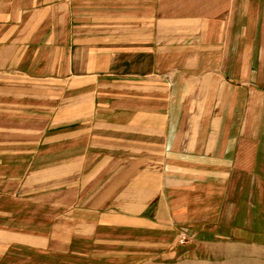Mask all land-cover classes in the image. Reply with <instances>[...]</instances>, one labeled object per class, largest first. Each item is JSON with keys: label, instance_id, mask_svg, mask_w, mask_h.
I'll return each instance as SVG.
<instances>
[{"label": "crops", "instance_id": "obj_1", "mask_svg": "<svg viewBox=\"0 0 264 264\" xmlns=\"http://www.w3.org/2000/svg\"><path fill=\"white\" fill-rule=\"evenodd\" d=\"M241 7L242 0H0V127L3 117L19 119L1 160L31 170L32 160L50 158L52 143L91 144L75 155L80 168L90 165L74 184L75 208L50 236L0 228L1 258L16 246L51 248L57 238L68 248L86 241L120 258L167 262L177 257L184 226L192 227L196 213L206 222L211 206L218 216L235 209L232 223L245 211L253 224L252 183L226 181L259 174L238 162L264 146L241 127L222 126L225 107L217 120L189 114L191 96L237 90L224 89L223 71L196 64L223 62L224 47L241 48L243 30L257 31L244 26ZM128 151L136 162L116 164ZM104 174L113 176L105 193L95 187ZM86 190L98 193L85 198ZM258 228L247 236L254 243Z\"/></svg>", "mask_w": 264, "mask_h": 264}, {"label": "rangeland", "instance_id": "obj_2", "mask_svg": "<svg viewBox=\"0 0 264 264\" xmlns=\"http://www.w3.org/2000/svg\"><path fill=\"white\" fill-rule=\"evenodd\" d=\"M241 11L244 26L253 24L257 27V31L243 30L244 38L241 48L224 47L222 51L224 54L223 62L219 64H196L199 67L204 65L209 66L211 70L223 71L226 77L222 80L224 89L232 87L237 90L233 89L228 95L212 96L211 98L209 95L196 94L191 96L195 103V110H188V112L190 111L189 114H193L192 116L196 118H201L207 114L211 119L217 120L219 108L225 107L227 110L222 126L230 122L232 129H236V132L240 127L243 129V136L247 134L248 136L250 134L256 135L260 148H263L264 0H242ZM189 106L191 105L189 104ZM205 108L210 110H204ZM187 114L185 112V116ZM14 118L15 120H12ZM2 119L6 125L0 127V157L10 153V139L13 134L17 133L18 127L16 126L19 121L18 118H12L10 115ZM12 122L15 123V133L12 132L14 129L11 126ZM25 145L22 144L24 147ZM242 145L250 146L251 144L246 141ZM86 149L90 150L91 144L84 143L80 146L79 143L75 144L69 141L61 144L52 143L50 158L32 160L31 170L26 165H21L23 167L12 166L9 160H1L0 158V213H3V216L0 215V228L8 232L38 236L54 234L52 230L59 225L60 217L64 216L65 213L69 214L75 208V203L78 202L76 198L78 192L73 188L75 182L78 178L80 180L81 177H86V174L89 173L88 167L90 165L84 163V167L80 168L79 159L75 158V155H78L81 150L86 151ZM100 150L105 153L108 149L100 148ZM166 152L167 149L164 148V167L168 165L165 158ZM125 154L126 157L116 160V164L127 161L133 165L135 160H129L128 157L134 153L128 151ZM248 155L239 160L238 166L244 168L250 165L251 167L257 166L259 174L250 177L246 175L232 176L226 182H242L244 185L252 183L254 191L248 209L253 211V224L249 220H245V211L242 214V222L236 220L232 223L231 220L235 217L233 212L235 209L229 206L223 210L227 211L225 216L221 214L218 216V211L214 212L216 207L211 206L210 215H212L206 222L202 223L200 213H196L197 217H195L192 227L184 226L175 244V250L178 254L173 260L163 262L160 259L152 260L151 257L147 258L142 255H129L120 258L117 255L103 252L108 248L90 246V242L83 241L75 244L72 241V245L68 248L64 240L63 243L59 244L60 241L55 238L52 239V247L45 250L13 247V249H9L6 256L0 257V264H264V151L263 149H256L251 154L252 158L250 155L248 158ZM169 163L177 164L178 162L172 161L171 163L169 161ZM43 167L50 169L48 175H43ZM80 169L81 171H79ZM26 170H29V174L21 175L19 173V171L26 172ZM75 170L82 174L76 176ZM64 175H70V177L60 180L61 176ZM110 177L113 178V176L101 175L95 187L99 186L100 189L101 187L104 188L103 191L106 190L108 185H112L111 182L108 183ZM243 187L245 190L246 186ZM201 191L198 189L196 193ZM97 193L95 191L92 194L91 191L86 190L83 195L85 198H90ZM224 197L225 192L223 191L222 197L220 194L217 195L215 202ZM199 204L201 205V203ZM197 205L195 210L202 209V207L198 208ZM256 222L259 225L258 233L260 236L259 240L255 242L258 250L249 247L254 241L252 242L247 237L248 233L255 232L254 225ZM234 227H236L235 230ZM221 234L229 235L231 238L223 237ZM64 249L68 252L63 253ZM75 251H82V255L76 254ZM151 260L152 262H150Z\"/></svg>", "mask_w": 264, "mask_h": 264}]
</instances>
